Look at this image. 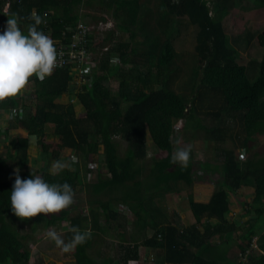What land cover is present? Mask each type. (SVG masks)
I'll use <instances>...</instances> for the list:
<instances>
[{
    "label": "trees",
    "instance_id": "1",
    "mask_svg": "<svg viewBox=\"0 0 264 264\" xmlns=\"http://www.w3.org/2000/svg\"><path fill=\"white\" fill-rule=\"evenodd\" d=\"M237 2L247 5L237 0L235 7ZM95 4L101 12L111 14L116 28L105 40L112 47L102 52L101 60L95 57L96 69L85 72V83H73V68H86L78 60L57 65L44 80L32 77L29 93L0 101V117L8 113L7 126H0V145L8 141L4 155H0V261L30 264L26 241L31 235L21 234L20 225L37 229L70 219L72 225L84 230L90 219L94 231L85 251L100 230H111L115 225L123 244L120 262L109 256L102 258L105 264H146L141 247L163 251L156 264L228 263L225 247L239 251L235 264H264V155L260 154L264 147L242 160L236 149L228 147L230 128L225 124L227 115L240 117L247 134L245 151L253 144L254 134L264 133V28L256 36L262 57L250 66L239 62V50L227 34L225 19L233 12V5L219 7L212 0H0V31L16 14L27 32L35 12L42 17L37 27L53 39L58 50L73 42L79 24L90 26L82 21V14ZM253 5L264 10V0H253ZM92 17L106 20L96 14ZM183 19L196 30L195 50L188 57L176 46ZM138 32L142 41L136 40ZM92 39L93 31H88L85 40L89 50ZM180 58L189 59L182 60L184 68L178 63ZM254 67L259 68L256 80L249 74ZM65 95L77 98L85 109L83 117L77 116L74 103L58 102ZM201 101L210 106L199 112ZM202 115L211 116L212 125L198 124L193 130L199 126L206 129L213 151L221 158L214 169L223 173L222 183L208 203L195 201L189 193L196 223L187 227L177 211L169 213L166 197L192 188L200 178L199 167L192 156L187 166L171 161L176 149L175 124L185 121L180 132L183 137L190 120ZM49 124L53 125L54 140L48 138ZM32 138L42 154L54 161L66 157L71 162L76 156L74 166L56 174L49 166L34 168L29 152ZM149 138L156 149L152 156L148 154ZM120 141L126 142L124 150ZM210 166L214 165L201 164L200 168L207 172ZM17 169L21 178L40 175L49 182L68 181L74 197L83 187L87 190L86 184L92 196L90 215L72 216L64 209L55 217L44 213L30 218L17 216L10 201ZM85 175L90 183L85 182ZM245 184H251L254 192L243 208L248 220L238 226L229 220L230 197ZM117 205L132 212L131 226ZM102 221L106 228L101 227ZM216 236L220 238L218 245L212 241Z\"/></svg>",
    "mask_w": 264,
    "mask_h": 264
},
{
    "label": "rangeland",
    "instance_id": "2",
    "mask_svg": "<svg viewBox=\"0 0 264 264\" xmlns=\"http://www.w3.org/2000/svg\"><path fill=\"white\" fill-rule=\"evenodd\" d=\"M212 1L217 2L218 6L220 7L223 4L226 5L227 3L229 6H232L237 0H212ZM244 1L247 2V5L245 3L243 4V2L242 3L237 2L238 4L237 7H235L234 5L232 6L233 12L226 17L225 23H226L227 34L229 35L231 44L239 50L240 57H241V59H239V62L243 65L250 66L249 63L251 61L260 60L262 57L263 49L258 45L256 36L264 28V10H261V11L256 10V7H254L253 5V0H244ZM246 7L249 9L247 10ZM99 11H100L99 5L97 6V4H95L92 10H84L82 14L83 15L82 21H85V22L87 21V23L90 25L89 31L91 32L93 31L94 39H92L93 48H91V50H93L92 53H94V60H95V57L97 58L99 57V59L101 60L103 56L102 52H105L112 47L111 43H105V40L107 39L108 32L111 30H115L116 28V22L114 18L111 16V14L107 12L103 13ZM92 14L99 15V17L103 16L105 17L106 20L98 19L97 21L95 18L92 17ZM181 26H182L181 27L182 34H181V37L176 40V46L180 52H182L184 55H186V57H188L195 50L196 30L193 26L190 25L187 19L182 20ZM249 33L253 36L251 37V40L247 41L246 36L249 37L248 36ZM124 38H128V37L125 35ZM136 40H141V41L143 40V36L141 35V33L138 32ZM183 59H186V60H189V59L180 58L178 63H180L181 67L184 68L185 65L182 62ZM117 62L119 63L120 60H117ZM96 63H97V60L93 62V65L89 64L90 68L86 67V69L84 70L80 69L76 65L73 68V70L75 69L74 71L75 78L73 79L74 81L73 83H78L76 85L82 86V84L85 83L84 78H83V76L86 74L85 72H90L92 71V69L93 70L96 69ZM258 73H259L258 67H254L252 69V73L249 71V74L252 80H256ZM31 88H32V85L28 84L23 94L29 93ZM72 97H73L72 95H65L62 102L63 103H74L77 116L83 117L85 115L84 107L79 103V101L77 100L75 96L73 97V100H72ZM198 106H199V112H201L203 109L208 108L210 104L207 103L206 101H201V104H198ZM6 119L7 118L0 117L1 127L7 126L8 121ZM184 123L185 121L180 120V121H177L175 124V128H176L175 134H174V141H175V146H176L175 148L190 146L191 156L194 158L195 161L198 162V163L196 162V165L198 167L200 166L199 163L203 164L205 162H208V163L215 165V162L217 160L221 161V158H219V156L217 157L216 153L212 149L213 143L207 139L206 129L200 128L199 126L195 130H193L196 126H198V124H202L203 126L210 127L212 125V117L206 116V115L194 117L193 119L190 120L189 125L186 127L187 130L184 131L183 137H181L183 132L182 133L180 132H181V129L183 128ZM225 124H228L230 128L228 131V136H229L228 141H227L228 147L232 149H236L237 154L240 155L242 160H244L250 155H253L255 151L261 150L264 147L263 146L264 145V133L263 134L257 133L251 137V139H254V142L245 151L243 143L247 139V134L244 132L243 122L242 120H240V117L234 116V114L227 115ZM52 127H53L52 124H49V126L46 127L47 133L49 134L48 138L50 140H54V137H53L54 134H53ZM31 140L33 143H31V146L29 148V152L31 154L30 164L36 169L49 166V169L51 171V167H52L54 160L42 154V150L38 146L37 140L35 138H32ZM120 142H121V150H124L126 147V142L125 141H120ZM7 144H8V141L4 140L2 144L0 145V155H4L6 147H8ZM245 152H246V155H245ZM155 153H156L155 146L151 138H149L148 139V154L149 156H152ZM260 154L264 155V151L261 152ZM63 159L68 160L70 162V160L66 157H64ZM222 174H223L222 172H219L218 170L214 171V169H211L209 173H206V171L203 169H199L198 171V175L200 177H205L207 180H204V181H209L211 185H214L215 189L219 187L220 184L222 183L221 182ZM84 178H85L86 183H90L86 175L84 176ZM197 180L199 181L200 179L197 178ZM84 186L86 187L87 190H89L86 184ZM87 190H85L84 187L82 190H80V193L74 197L73 204L70 205L68 208H66L68 212H71V214L75 212L88 213L89 208H90L89 199H91L92 196L90 195V193H88ZM190 192L194 194L193 187L183 188V191L181 192L182 193L181 196L177 194L176 195L172 194V196H169L168 198L169 202L167 203L168 208H171L172 211L176 210L180 213L181 215L180 217H182L181 220L184 225H187L188 213L183 212V211L185 209L187 211L188 210L191 211L190 206H189V200H188V195ZM253 192H254L253 186H251V184H245V186L240 188L235 193L236 195H233L232 193V198H233L232 206L233 208L234 207L236 208L234 209L235 211L232 214V218H235L236 216H238V219L240 218L239 220L241 219L243 220V218H241L242 215L243 217L245 216V214L243 213V208L244 206H246V203L251 199V194ZM236 196H239V197H236ZM116 208H118V210L122 213L123 216L125 215L127 217V221H128L127 225L131 226L133 222V218H134L132 215V212L129 209H127L125 206L119 207L117 205ZM59 214L60 212L51 213V214H47V216L55 217V216H59ZM38 229H41V228H38ZM110 232L111 233L115 232V234L117 233L116 225L113 226ZM114 244L115 243L111 244L108 249H109V253L111 257L117 258L118 257V252H116L117 243L115 244V247L111 249V246ZM232 251L237 252L238 250H236L235 248L234 249L232 248ZM148 253H150L149 250L142 248L143 259L148 260L149 264H156L158 257L150 256V254ZM238 254H239V251H238ZM146 255H148V257H146ZM235 258L236 256H234V254L232 253L230 259L234 260ZM159 259H161L160 256H159Z\"/></svg>",
    "mask_w": 264,
    "mask_h": 264
},
{
    "label": "clouds",
    "instance_id": "3",
    "mask_svg": "<svg viewBox=\"0 0 264 264\" xmlns=\"http://www.w3.org/2000/svg\"><path fill=\"white\" fill-rule=\"evenodd\" d=\"M34 23L25 32L19 23L20 18L14 14L0 31V101L19 96L24 92L32 77L44 80L51 75L58 63V51L53 39L37 25L42 17L32 13ZM191 157V147L174 149L171 161L187 166ZM76 156L71 162L56 159L51 171L56 174L74 166ZM74 189L68 181L49 182L40 175L21 178L19 169L10 191L12 211L21 218L35 217L41 213H58L74 202ZM72 238L68 241L54 229L47 231V236L63 252H70L77 245L85 243L91 237V229L81 230L72 225Z\"/></svg>",
    "mask_w": 264,
    "mask_h": 264
},
{
    "label": "crops",
    "instance_id": "4",
    "mask_svg": "<svg viewBox=\"0 0 264 264\" xmlns=\"http://www.w3.org/2000/svg\"><path fill=\"white\" fill-rule=\"evenodd\" d=\"M63 99H64V97L59 98L58 102H62ZM1 117L8 118V113L3 112ZM20 131L21 130H19V132ZM13 132H15V131H12V133ZM21 132H24V131H21ZM31 143H33L32 140H30V146H31ZM207 163L208 162H205V163H203V165H207ZM199 164L201 166V163H199ZM200 166H199V169H203L206 171V169L200 168ZM210 168L214 169L215 165L210 166ZM209 171H211V169H209L206 173H209ZM214 171H216V169H214ZM219 172H221V171H219ZM199 179L200 180L199 181L197 180L193 185L194 199L197 202L208 203L210 201L214 191H215V187H214V185H211L209 183V181H204V180H207L205 177H200ZM174 195H176V194H174ZM181 195H182V193L179 196H181ZM169 196H172V194L167 195L166 206H167V203L169 202L168 201ZM232 201H233V198L231 196L230 197L231 212L229 214V220L232 223L235 222L238 226H242L244 224V222L248 220V217H245V216L241 217V218H243V220L242 219L239 220L240 218L238 219V216H236L235 218H232V214L235 211L234 209H236L235 207L233 208ZM167 209H168L169 213L172 212V209L168 208V206H167ZM174 211H176V210H174ZM183 212L188 213L187 225H185V226L188 227V226H191V225L196 223V219H195V217L191 211H189V210L187 211L185 209ZM69 213L71 214V212H69ZM78 214H80V213L75 212L71 215L76 216ZM81 214H83L84 217L89 216L90 215V208H89L88 213H81ZM178 214L180 215L179 212H178ZM181 219H182V217H181ZM183 220H185V219H183ZM90 221L91 220L89 219V224L87 226L84 225L82 228L83 229H91V231L93 232L94 231V230H92L93 224ZM213 222H215V221H213ZM20 226L21 227H20L19 231L21 234L28 233L31 235L30 238L26 241V245L29 247L30 252H31V257L29 260L30 264H81L80 260H82V262L84 264H105L106 262L102 261V258L103 257H109V256L111 257L108 248L113 243H115V244L117 243L116 252H118V257L115 258L114 262H117V263L120 262V253H121V249H122L121 247L123 246V244L119 240V238L117 237V233L116 234H115V232L107 233V231L110 229L106 228V226L103 224V221H102L101 227L102 228L104 227L106 229L104 231L100 230L96 235L94 234L95 235L93 237L94 244L91 247H88V249L86 251L83 249L86 245L90 244L91 239H88V241H86L83 244L77 245L70 252H63L59 247H57L55 245L54 241H52L47 236V231L49 229H54L65 239V241L70 240L72 238L68 235V234L72 233L70 231V228L72 226V222L70 219L57 222L55 225H52L50 227H44V226L39 227L41 229H38V228L35 229L29 225H24V227H22V225H20ZM199 228L201 230H203V228L201 226ZM129 230H131L130 227H129ZM263 232H264V230H263ZM212 241L214 244L218 245L220 242V238L218 236H216ZM115 244L111 246V249L113 247H115ZM142 248H144V247H141V257L143 258ZM145 249L149 250L150 253H148V254H150V256H157L158 260H161V259H159V256H160V258H163L162 257V255H163L162 250L155 249V248H146V247H145ZM114 250H115V248H114ZM161 251H162V253H161ZM225 252H226L227 259H229V262L228 263L221 262L220 264H235L234 262L237 258L236 254L238 252L236 253L235 251H232V248H226V247H225ZM86 253L90 259L88 261L86 260L87 259ZM154 253H156V254H154ZM232 253L234 254V256H236V258L234 260L230 259ZM146 257H148V255H146ZM146 257H144V258H146ZM114 262H113V264H115ZM130 263L137 264V263H135V261H131ZM141 263L142 262H138V264H141ZM0 264H14V263L11 261H7V262L6 261L5 262L0 261ZM146 264H149V263L146 262Z\"/></svg>",
    "mask_w": 264,
    "mask_h": 264
},
{
    "label": "built area",
    "instance_id": "5",
    "mask_svg": "<svg viewBox=\"0 0 264 264\" xmlns=\"http://www.w3.org/2000/svg\"><path fill=\"white\" fill-rule=\"evenodd\" d=\"M90 26L80 25L76 27V37L75 40L68 46L59 47L58 51V64L57 65H65L69 62L81 61L86 64V67L90 68L89 64L93 65L94 53L89 50L86 46L87 42L85 37L88 33ZM91 32V31H90ZM92 54V55H91ZM86 69V68H85Z\"/></svg>",
    "mask_w": 264,
    "mask_h": 264
},
{
    "label": "bare ground",
    "instance_id": "6",
    "mask_svg": "<svg viewBox=\"0 0 264 264\" xmlns=\"http://www.w3.org/2000/svg\"><path fill=\"white\" fill-rule=\"evenodd\" d=\"M256 241H257V238L254 239V242H256Z\"/></svg>",
    "mask_w": 264,
    "mask_h": 264
}]
</instances>
